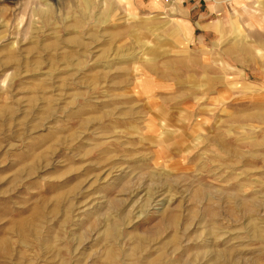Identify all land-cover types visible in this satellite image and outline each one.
<instances>
[{"label":"rangeland","instance_id":"rangeland-1","mask_svg":"<svg viewBox=\"0 0 264 264\" xmlns=\"http://www.w3.org/2000/svg\"><path fill=\"white\" fill-rule=\"evenodd\" d=\"M210 1L0 0V264H264V0Z\"/></svg>","mask_w":264,"mask_h":264},{"label":"crops","instance_id":"crops-1","mask_svg":"<svg viewBox=\"0 0 264 264\" xmlns=\"http://www.w3.org/2000/svg\"><path fill=\"white\" fill-rule=\"evenodd\" d=\"M180 1H181V3H183L184 1H188V0H180ZM230 1H232V2L234 1L235 2V0H230ZM155 4H156L155 1H151V5L152 6L155 5ZM195 7H196V4H194L193 6H191V8H195ZM221 10L224 11V8L222 7ZM217 11H220V10H218V8L216 7V0H211L209 3H207L205 5L204 10H202L201 17L211 16V15L215 14ZM208 19L209 18H207L206 20H208ZM206 20H205V23H204L205 25L204 26H207L206 29L208 31H205V33H203V35L201 37L202 40H204L205 37L207 38V36L210 35L208 32L212 31L211 30V28H212L211 22H206ZM185 26L188 27L189 24L186 22L185 23ZM175 145L183 147L184 141L183 142L182 141L181 142L176 141L175 142Z\"/></svg>","mask_w":264,"mask_h":264},{"label":"built area","instance_id":"built-area-1","mask_svg":"<svg viewBox=\"0 0 264 264\" xmlns=\"http://www.w3.org/2000/svg\"><path fill=\"white\" fill-rule=\"evenodd\" d=\"M165 2H173V1H176V0H163Z\"/></svg>","mask_w":264,"mask_h":264}]
</instances>
